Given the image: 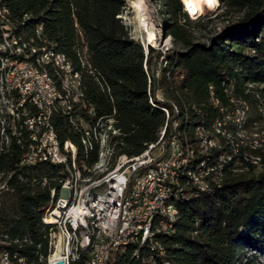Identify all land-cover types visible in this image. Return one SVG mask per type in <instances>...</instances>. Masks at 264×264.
I'll use <instances>...</instances> for the list:
<instances>
[{"label":"trees","instance_id":"trees-1","mask_svg":"<svg viewBox=\"0 0 264 264\" xmlns=\"http://www.w3.org/2000/svg\"><path fill=\"white\" fill-rule=\"evenodd\" d=\"M157 1L167 16L162 29L180 49L162 53L147 47L145 55L117 18L123 0L4 1L15 32L63 57L69 73L78 78L77 102H71L74 93L67 95L72 111L52 108L49 122L59 149L69 142L76 151L75 164L82 173L98 161V145L85 150L81 144L82 131L97 118L114 121L119 135L108 140L116 157L131 161L157 141L165 124L167 134L168 121L174 117L166 120L161 107L169 108V103L177 106L180 127L185 118L189 135L193 127L209 128L227 109L234 111L232 97L239 102L251 100L255 106L256 95L264 110V0H215L221 10L241 16L206 44L192 42L188 27L198 22L189 18L181 0ZM38 69L58 93L60 99L54 104L62 101L67 91L61 88V70L49 61ZM248 85L255 88L247 89ZM158 89L167 101L149 102L148 90L153 95ZM28 105L24 100V109ZM90 108L94 117L88 113ZM30 109L25 117L42 113L34 106ZM248 123L249 118L242 126L229 124V128L244 130ZM0 130L8 140L6 146L0 144V252L9 255V264H47L51 225L41 218L60 196L66 164L23 163L25 151L33 144L29 131L23 127L16 131L19 135L8 137L9 130ZM239 153L243 158H258L260 170L254 172L256 166L234 158L220 186L178 200L173 232L156 237L161 254L151 252L144 260L142 247L137 257H131L133 246H129L107 264H254L257 255L264 258V145ZM68 264H84V257Z\"/></svg>","mask_w":264,"mask_h":264},{"label":"bare ground","instance_id":"bare-ground-1","mask_svg":"<svg viewBox=\"0 0 264 264\" xmlns=\"http://www.w3.org/2000/svg\"><path fill=\"white\" fill-rule=\"evenodd\" d=\"M140 1L141 0H137L136 6L137 22L138 25L145 28V17L142 15L139 7ZM181 1L185 5V10L188 11L191 16L196 17L201 14L202 5L199 0ZM0 28L3 29L6 34H8V38L10 40L4 41V48H11L15 55L20 60H22L24 65L28 69H32L33 72L37 74V76H40L46 83V86H49L51 89V91H49L51 92L52 100L46 101L45 104V114L46 116H49L50 109L53 108L54 101L55 99H58L59 96L51 80L45 73L39 71V64L49 61L58 67L59 70H63L65 72H69V64L64 61L63 57L53 54L50 50H44V48L41 49L32 45L33 40L26 39V37L24 38L23 35L16 33L15 28L11 24L9 11L6 8L4 1L1 0ZM145 31L147 41L153 44V34H151L147 29ZM0 51H2L1 42ZM32 57L34 59L33 61H30L29 59ZM4 69L6 70L7 67H0V72ZM154 93L156 94L159 102L162 103L167 101L161 90L158 89ZM74 94V99L71 101L72 103L77 102L76 96L78 97L80 95L78 91V82ZM148 96L149 102L152 103L153 99L156 101L155 96L150 94L149 90ZM71 102H65L64 107L67 108H64V113L72 111ZM230 103L235 105V109L232 112L234 115H228L226 112L221 119H216L209 128H204L197 125L192 128L191 135H189L190 133H188L186 128L185 118L182 120V125L180 127V118L177 117L178 109L174 103H169L168 109H166L165 106L161 107L166 120L168 119L169 115L172 116V118L174 117L171 119V121H168L169 126L167 125V129L169 130V144L177 145V177L167 176V183L169 184L170 192H177L178 185L197 186L201 187V192H208L209 186H220L221 181L224 178L225 168L233 162L234 158L236 157V153H239L240 149L255 150L264 145V133H259L254 136L249 135L246 137L247 135L245 134L246 136H244L245 132L243 129L232 131V129L229 128L231 124L237 127L242 126L246 121L245 114L247 110V106L244 101L239 102L233 99L232 101L230 100ZM40 111L44 113L43 110ZM61 111L63 112V110ZM93 111L94 110L92 108H90L88 111L92 117H94ZM222 111L223 110H221V112ZM42 113H37L38 115L35 116L36 120H44ZM21 125L23 124L20 123L18 127H21ZM164 130H166V124L160 130L157 141L154 144L149 145L140 156L134 158L131 161L134 163H141L146 158V155H151L153 152H155L159 148V142L164 136ZM81 134L83 136L82 144L85 150H91L92 144L94 143L98 145V161L91 169H84V173L78 170L75 161L74 163H69L71 171H75L78 175L76 176V181L69 193V199L58 217V234L60 241L57 245L56 252L53 255H50L48 264H51L53 261L59 258L63 259L64 262L67 261L68 264V262L79 260L82 257H84V264H87V257L84 254H90L93 251V241H86L82 245L81 249H76L78 246V229H70V220L72 217L77 216L79 206L81 205L87 209L84 219V230L89 235H96L95 214L102 211V203L99 200H92L91 198L102 193L104 190V184L112 182L115 178H118L125 171L129 164V160L126 161L122 155L118 158L113 168L107 170L105 173H101L95 177H92V174L95 171H99L104 167L105 160L111 156L114 151V148L111 147L108 138L110 136H118L119 132L114 127V121L111 118H97L92 127L88 128L87 130L84 129ZM45 144L49 153H57L59 151L57 140L52 128H46ZM72 151L76 152L74 149ZM239 154L243 158V155L241 153ZM114 157H116V155ZM243 159L244 162L250 163L253 166L257 167L260 165L259 159L251 157L250 155H246ZM55 164H64V161L62 158H55ZM212 165H216L215 172L214 169H210ZM184 174L193 178H184ZM197 194H186L184 196L163 195L160 197L161 206L159 204H151L150 213L146 215L145 230L147 233V240L152 248H156L158 246L156 242L157 236L173 232V227H170L169 231L158 234L156 231L157 217L164 215V218L166 219V226H173L174 218H172V212H177L175 203L178 200L195 197ZM59 207L60 196L54 205L46 210L44 218L53 217ZM138 237L139 228H132L131 230L126 231L123 234L124 243L117 247L115 253H113V256L116 253L125 250V248L129 246H133L131 240ZM142 247L145 246H138V249L135 248L134 256L131 257H137L138 250ZM111 259H113V257Z\"/></svg>","mask_w":264,"mask_h":264},{"label":"built area","instance_id":"built-area-1","mask_svg":"<svg viewBox=\"0 0 264 264\" xmlns=\"http://www.w3.org/2000/svg\"><path fill=\"white\" fill-rule=\"evenodd\" d=\"M36 28L37 31H41L40 26ZM4 41L10 40L8 34L0 28V42L2 43L0 67H7V70L12 68L28 69L11 48H4ZM15 85H11L9 89L5 86V89L8 92H14L18 84ZM225 91H227L226 87L223 90L224 94ZM153 95L156 101H158L154 91ZM26 99L30 106H34L38 110H43L45 114L46 101L43 103L36 102L30 94L25 96L17 95L14 105L19 110H22L24 109L23 103ZM230 100L232 101L233 97ZM165 108L168 109L167 107ZM19 122L29 131V138L33 142V144L28 146L23 155V163L28 165H33L36 162L55 164V158H62L64 164H66V173L60 180L59 185L60 207L53 217L41 218L42 222L51 225L48 244L51 248L49 255H53L60 241L58 217L69 199V193L78 175L75 171H69V163H74L75 161V152L70 149L69 142H63L61 149L57 153L48 152L45 144V133L46 128H51L49 116L44 117V120H36L35 116L25 117L24 115L21 116ZM38 125H40L41 129L40 134L37 136L32 135V129ZM165 132L166 130H164V136L159 142V148L155 152L151 155H146V158L141 163H134L129 160L125 171L112 182L104 184L102 193L91 198L92 200H99L102 203V211L95 214L96 235H89L84 230V219L87 209L80 205L77 216L71 218L69 223L70 229H78V246L76 249H81L86 241H93V251L90 254H84L87 257V264H107L113 257V253H115L117 247L124 243L123 234L132 228H139V237L131 240V243H133V251H129V256H134V250L138 246H145L146 254L143 255V259L151 252H159L161 254V248H152L147 240L145 221L146 215L150 213L151 204L160 205V197L163 195L184 196L186 194L195 195L201 192V187L179 185L177 192H170L167 176L177 177V145L169 144V130L167 134ZM238 157L244 160L239 153H236L235 159H239ZM215 166L212 165L210 168L214 169V172ZM184 178L193 177H188L184 174ZM213 187L217 186H209V191ZM176 215L177 212H172L174 221L176 220ZM170 227L173 226H166L164 215L157 217L156 231L158 234L169 231ZM143 259H140V261L142 262ZM17 261L22 262V259L17 258ZM9 262V255L1 251L0 264H9ZM65 263L67 264V261Z\"/></svg>","mask_w":264,"mask_h":264},{"label":"rangeland","instance_id":"rangeland-1","mask_svg":"<svg viewBox=\"0 0 264 264\" xmlns=\"http://www.w3.org/2000/svg\"><path fill=\"white\" fill-rule=\"evenodd\" d=\"M136 6L137 0H123V7L121 8L120 13L117 15V18L120 20L121 24L126 28L129 39L138 42L142 46L143 51H146L147 47H150L153 50H158L162 53H170V51L173 52L179 50L180 47L175 45L173 39L169 36H166L165 31L162 29V23L167 19V16L165 15L163 8H161L160 3L157 0H141L139 2L140 11L145 17V28L138 25ZM183 6L185 7L184 4ZM187 14L191 20L198 22L196 24L189 25L188 31L192 38V42L200 44H206L208 38H210L214 33L234 22L238 17L241 16L240 13L233 10H221L219 4L217 6L215 0H206V3H202V11L199 16L193 17L188 11ZM146 29L151 34H153V44L147 41V37L145 36ZM62 71L63 70H61L59 73L61 88L67 91V93L65 94V97L62 101L56 102V105L53 104V108L55 110H57L58 106L60 107V110H63L64 104L67 101V95L70 93H75V88L78 82L77 76L65 71H63V73ZM157 71L158 70L156 69L155 72ZM41 79L42 78L40 76H37V74L29 69L12 68L9 70L4 69L0 72V129L3 128L5 131L9 130L8 137H15L19 135L16 131L20 128H23V125H21V127H16L17 129H14L12 125L15 122L18 124L17 122L20 121L21 116L27 114V109H30V105H28L26 109L22 110H19L18 107L14 105L17 95L25 96L30 94L36 102L40 103L52 100V95L50 92L51 89L49 86H46V83L43 81V79ZM15 84H18V86L14 92H8L7 89H5V86L9 89L11 85L16 86ZM249 88L252 89L255 87L248 85L247 89ZM245 93H252V91L249 92L246 90ZM255 98L258 100L255 106L250 99L249 103L245 102L247 106L245 118L246 120L247 118L250 119V123H248L246 128H244V136L247 135L246 137L251 134L256 135L259 133H264V110L260 105L262 103V99H259V97L256 95ZM227 110V114L232 116L233 108ZM258 115L261 117L260 119H256ZM42 117L46 118V114L42 113ZM254 118L255 120H253ZM251 120L254 122L251 123ZM31 132L32 135H39L41 132L40 125H38L36 128H33ZM4 135L5 134L2 133V130H0V144L6 146L8 140L6 141ZM36 140L38 141L37 137ZM111 147L114 148L113 145H111ZM115 155L114 149L112 155L105 160L104 167L99 171H95L92 174V177H95L101 173H105L107 170L113 168L120 157H114ZM259 170L260 165L253 169L254 172ZM254 264H264V258L261 255H257L256 263Z\"/></svg>","mask_w":264,"mask_h":264},{"label":"water","instance_id":"water-1","mask_svg":"<svg viewBox=\"0 0 264 264\" xmlns=\"http://www.w3.org/2000/svg\"><path fill=\"white\" fill-rule=\"evenodd\" d=\"M146 54V51H144V55ZM51 264H66L63 259H56Z\"/></svg>","mask_w":264,"mask_h":264}]
</instances>
